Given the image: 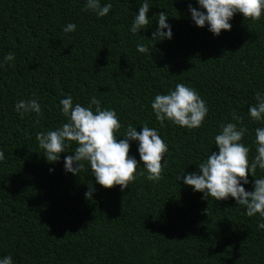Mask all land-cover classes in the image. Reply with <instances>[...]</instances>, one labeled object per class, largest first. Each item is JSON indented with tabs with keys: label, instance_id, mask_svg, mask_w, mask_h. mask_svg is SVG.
<instances>
[{
	"label": "trees",
	"instance_id": "trees-1",
	"mask_svg": "<svg viewBox=\"0 0 264 264\" xmlns=\"http://www.w3.org/2000/svg\"><path fill=\"white\" fill-rule=\"evenodd\" d=\"M147 2L152 22L133 34L144 0H101L112 4L104 17L85 11L86 0H0V258L11 256L13 264H264V229L258 228L264 218L247 216L231 196L203 199L183 176L176 179L219 151L214 138L222 122L236 123L233 112L247 128L242 142L250 146L249 160L257 154L255 129L264 121L252 120L248 109L257 92L264 94V13L258 21L235 13L231 30L215 35L191 18L189 4L200 9L198 0ZM162 11L173 35L154 41ZM68 23L74 32L63 31ZM138 44L149 53H140ZM9 53L15 59L5 63ZM178 83L207 103L199 128L167 120L161 126L156 119L155 96ZM69 95L74 105L87 107L95 97L102 108L115 109L118 140L129 124L137 132L145 123L155 128L169 148L163 178L147 180L138 141H130L129 156L144 175L123 192L97 183L87 162L79 174L65 170L76 142L58 161H47L36 134L67 122L60 100ZM34 98L42 116L21 118L15 104ZM255 178H264V170L249 173L246 190Z\"/></svg>",
	"mask_w": 264,
	"mask_h": 264
},
{
	"label": "clouds",
	"instance_id": "clouds-1",
	"mask_svg": "<svg viewBox=\"0 0 264 264\" xmlns=\"http://www.w3.org/2000/svg\"><path fill=\"white\" fill-rule=\"evenodd\" d=\"M198 4L200 9L206 11L189 4L192 20L199 27L207 24L209 31L215 35H219L221 30H231L232 25L229 21L235 13H242L245 19L253 21L260 20L264 13V0H198ZM111 9V3L102 5L101 0H86L84 10L94 12L97 17H104ZM149 10V3L144 0L130 27L133 34L151 24L152 21L147 16ZM167 17V11L158 14V27L152 32L151 40L172 38L171 26L166 22ZM75 30L76 25L73 23H68L63 29L65 33ZM137 50L140 53H149L148 45L138 44ZM14 59V54L9 53L4 57V62L8 63ZM255 100L256 103L249 106V115L254 121H264V94L257 92ZM60 104L67 122L55 130L36 134L39 147L45 150L47 161H58L60 154L66 152L70 146V142H76L74 155L64 158L65 170L79 174L85 169L87 162L97 183L105 188L119 185L123 192L135 181L137 175H144L143 171H137L140 163L135 157L129 156L130 141H138V152L147 171V180L159 182L163 178L167 164L164 157L169 148L155 128L145 123L142 131L137 132L136 127L129 124L123 135L124 139L118 140L116 134L121 129V122L115 109L102 108L100 100L95 97H92L87 107L80 103L74 105L71 95L61 99ZM151 107L161 126H164L167 120L180 127L199 128L208 114L207 103L199 92L183 83L176 84L175 89L169 90L167 94H157ZM15 110L21 118L30 113H35L37 118L43 114L41 105L35 98L18 101ZM232 119L236 123L222 122L221 130L214 138L219 151L211 152L198 165V171L179 175L176 179L183 176L184 184L192 186L194 191L202 192L203 199L208 200L212 197L215 200H225L231 196L238 205L246 208L247 216L252 217L258 213L264 218V178H255L252 191L244 187L250 182L249 173L255 177L257 167L264 170V127L255 129L257 154L250 161V146L242 142L247 128L239 124L242 117L235 112ZM36 123H39V119ZM4 159V152L0 150V161ZM94 191L93 185L89 183L86 198L91 200ZM205 211L207 212V209ZM258 228L264 229V220L258 224ZM0 264H13V258L11 256L0 258Z\"/></svg>",
	"mask_w": 264,
	"mask_h": 264
}]
</instances>
